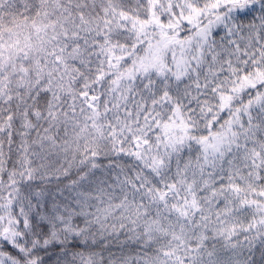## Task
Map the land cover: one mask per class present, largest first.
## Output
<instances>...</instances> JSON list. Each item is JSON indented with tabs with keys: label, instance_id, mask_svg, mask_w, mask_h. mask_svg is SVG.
<instances>
[{
	"label": "snow or ice",
	"instance_id": "6c2138e0",
	"mask_svg": "<svg viewBox=\"0 0 264 264\" xmlns=\"http://www.w3.org/2000/svg\"><path fill=\"white\" fill-rule=\"evenodd\" d=\"M0 264H264V0H0Z\"/></svg>",
	"mask_w": 264,
	"mask_h": 264
}]
</instances>
